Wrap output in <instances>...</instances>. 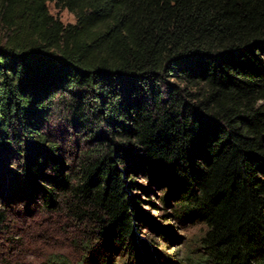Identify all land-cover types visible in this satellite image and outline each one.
I'll list each match as a JSON object with an SVG mask.
<instances>
[{
    "label": "trees",
    "instance_id": "obj_1",
    "mask_svg": "<svg viewBox=\"0 0 264 264\" xmlns=\"http://www.w3.org/2000/svg\"><path fill=\"white\" fill-rule=\"evenodd\" d=\"M22 204L78 264L164 261L172 225L264 264V0H0V231Z\"/></svg>",
    "mask_w": 264,
    "mask_h": 264
},
{
    "label": "rangeland",
    "instance_id": "obj_2",
    "mask_svg": "<svg viewBox=\"0 0 264 264\" xmlns=\"http://www.w3.org/2000/svg\"><path fill=\"white\" fill-rule=\"evenodd\" d=\"M48 8L50 14L63 24L75 23L74 15L67 10H60L53 3H49ZM144 199L148 204L158 206L154 196ZM144 208L152 216L160 215L158 209H153L151 205ZM19 212L11 214L4 230L0 231V264H78L82 256L79 245L81 238L80 232L71 222L62 216L46 214L34 208L26 210L23 204ZM172 229V241L155 240L157 249L168 259L155 261L154 264H187L186 259L193 258V255L195 261L197 255L189 245V240L194 238L197 230L173 225ZM138 230L139 239H150L151 235H147L146 230Z\"/></svg>",
    "mask_w": 264,
    "mask_h": 264
}]
</instances>
